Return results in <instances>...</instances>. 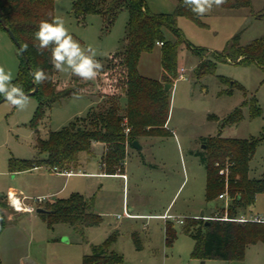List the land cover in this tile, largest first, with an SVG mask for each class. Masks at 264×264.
<instances>
[{
	"label": "rangeland",
	"instance_id": "374dc122",
	"mask_svg": "<svg viewBox=\"0 0 264 264\" xmlns=\"http://www.w3.org/2000/svg\"><path fill=\"white\" fill-rule=\"evenodd\" d=\"M75 1L55 0V16L64 19L66 28L82 47L92 46L96 58L105 66L125 46L129 14L121 11L111 25L97 13L78 19L72 15ZM144 1L154 15L173 14L178 2ZM263 11L264 0H252L248 8L214 7L198 22L178 19L177 27L186 43L178 49V79L170 92L167 129L171 134L141 140L142 151L129 148L126 181L101 175L98 149L96 157L80 155L81 166L72 171L71 177L46 167L20 173L9 171L11 160L44 159L45 155L37 151L38 140L77 125L98 107L101 95L108 89V70L93 81H83L70 70L54 69L61 89L77 88L82 93L44 105L37 128L31 126L40 105L37 96L30 97L23 110L7 102L1 104L0 212L4 222L0 232V264H83L84 256L92 254V247L113 236V250L123 257V264H264V242L248 245L243 261L194 259V241L184 234V225L170 220L176 240L172 247H167L166 223L160 219L172 216L187 220L202 211L213 216L228 209L225 200H205L206 170L197 156L205 150L203 139H256L258 145L249 163V177L263 178L264 70L253 63H236L229 50L236 36L240 46L264 37V19L258 17ZM164 37L171 43L177 40L167 29ZM161 58L162 46L156 45L152 52L141 56L139 74L161 81ZM207 61L213 65L212 71L199 70ZM0 66L11 73L12 82L18 78V50L1 27ZM181 68L184 70L180 71ZM237 110H241L240 116L227 122ZM9 191L17 193L14 196L21 211L13 204ZM73 194L94 200L93 212L101 219L99 225L80 232L65 223L51 225L36 213V209L45 210L48 203L69 199ZM127 206L133 211H128ZM126 212L132 217H127ZM256 215L264 216V194L257 196L253 207L240 212V216L249 218Z\"/></svg>",
	"mask_w": 264,
	"mask_h": 264
},
{
	"label": "trees",
	"instance_id": "16d2710c",
	"mask_svg": "<svg viewBox=\"0 0 264 264\" xmlns=\"http://www.w3.org/2000/svg\"><path fill=\"white\" fill-rule=\"evenodd\" d=\"M252 0H227L219 7L237 10L251 7ZM126 10L129 14L124 48L116 53L104 66L109 79L106 93L101 95L97 108L77 125L52 132L46 140H38L37 151L45 155L44 159L33 161H14L9 163L11 173L31 171L46 167L52 171L72 172L79 169L80 155L86 153L95 156V145H101L100 166L105 175L122 174L134 142L149 138L163 137L171 133L167 129L170 112V92H165V85H173L178 79V49L186 40L177 27L179 18L199 21L189 7L178 0L171 15H154L146 7L144 0H76L72 15L85 18L97 13L107 24L111 25L118 14ZM55 16V0H0V18L15 36L23 49L18 50L20 70L14 84L23 86L25 93L35 89L29 72L41 68L50 74L38 87L34 95L39 98V108L32 119L31 126L37 128L43 118V106L53 104L68 97L78 96L77 88L61 89L55 77L51 63L50 50L43 55L37 53L33 46L35 32L41 20H51ZM264 19V11L258 16ZM0 27L4 30L2 25ZM174 33L175 43L166 41L164 30ZM162 43V78L151 80L139 74L140 58L153 51ZM230 53L236 63L256 64L264 70V37L247 46H240L239 36L229 45ZM230 59V56L227 55ZM208 67V68H207ZM210 61L200 65L199 70L212 71ZM3 97L0 96V100ZM246 103L243 104L245 106ZM259 111V110H258ZM257 111V113H259ZM254 112V111H253ZM237 110L228 118L239 117ZM255 112L254 115L257 114ZM205 150L198 152L206 170L205 200L214 203L220 195L226 194L230 200L227 211L211 216L212 220L187 219L183 232L192 238L194 247L191 257L200 260H217L223 262L243 261L246 247L250 244L264 242V223L238 222L240 212L255 205L257 196L264 194V175L260 180L249 177V163L255 154L256 139L237 140L222 137L203 139ZM94 200H86L82 195L73 194L69 199L48 203L46 213L40 214L53 224L65 223L75 230L83 232L86 228L100 224L101 219L93 212ZM0 217L2 214L0 212ZM227 217L232 221H224ZM3 218V217H2ZM167 247H172L176 233L170 223L164 229ZM115 236L103 244L92 247V254L84 256L83 264H123V257L113 250Z\"/></svg>",
	"mask_w": 264,
	"mask_h": 264
},
{
	"label": "clouds",
	"instance_id": "9594fccd",
	"mask_svg": "<svg viewBox=\"0 0 264 264\" xmlns=\"http://www.w3.org/2000/svg\"><path fill=\"white\" fill-rule=\"evenodd\" d=\"M183 5L199 16L209 13L214 7H221L227 0H182ZM51 20H41L38 30L35 32L34 47L37 53L43 55L45 50H50L51 63L58 72L71 71L72 75L83 81H93L104 70L103 63L96 58V50L92 46L84 48L74 39L65 26L61 16H53ZM23 50L27 51V45H23ZM29 75L32 83L39 86L46 80H51L50 74L41 68H33ZM12 75L0 66V96L18 110L25 109L30 96L25 93L23 86L12 83Z\"/></svg>",
	"mask_w": 264,
	"mask_h": 264
},
{
	"label": "water",
	"instance_id": "95a60500",
	"mask_svg": "<svg viewBox=\"0 0 264 264\" xmlns=\"http://www.w3.org/2000/svg\"><path fill=\"white\" fill-rule=\"evenodd\" d=\"M0 24L2 25V27L4 28V30L9 34V36L11 37L12 41L14 42V44L16 45L17 49H19V51L23 54L24 58H25V61L28 63V58L25 54V52L23 51V49L21 48L20 44L18 43V41L16 40L15 36L13 35V33L10 31V29L5 25V23L3 22V20L0 18ZM172 89V86L171 85H165L164 87V91L165 92H170ZM38 92V87L36 86L35 89L29 93H27L30 97H33L36 93ZM4 102H6L4 100V98H2L0 100V105L3 104ZM135 149H137L138 151H142L143 150V147L139 144V142H134L133 145H132ZM205 148V146H204ZM47 211L44 210V209H36V213L37 214H45ZM200 218L201 219H204V213L202 212L201 215H200ZM3 218L0 217V232H1V229L3 227Z\"/></svg>",
	"mask_w": 264,
	"mask_h": 264
},
{
	"label": "crops",
	"instance_id": "0c3cea01",
	"mask_svg": "<svg viewBox=\"0 0 264 264\" xmlns=\"http://www.w3.org/2000/svg\"><path fill=\"white\" fill-rule=\"evenodd\" d=\"M182 70H184L183 68H181L180 69V71H182ZM181 78H182V76H181ZM172 90V89H171ZM98 149V157H99V160H100V154H101V151H102V146L101 145H95V148H94V151H95V153H96V150ZM203 149H205V148H203ZM203 151V150H202ZM87 157L88 158H93V157H96V155L95 156H89L88 154H87ZM127 160V159H126ZM99 165H100V162H99ZM125 165H126V161H125V164H124V169H123V173L122 174H116V175H113V176H118L120 179H123L124 181H126L127 180V175L125 174ZM80 166H81V159H80ZM36 169V168H35ZM100 170H101V175H105L104 174V172H103V170L101 169V167H100ZM54 172V171H53ZM56 173V172H55ZM57 174H59V173H57ZM59 175H61V174H59ZM73 176V175H72ZM106 176H108V175H106ZM71 177V176H70ZM16 194L17 195V193H15L14 191H9L8 192V194ZM7 194V195H8ZM6 195V196H7ZM218 200H220L219 198H218ZM220 201H223V200H220ZM24 202V201H23ZM225 202V207H226V201H224ZM217 204V203H216ZM127 208H128V211H130V212H132L133 210L132 209H130L129 208V206H127ZM31 211V210H30ZM225 211H227L226 209H225ZM203 213H204V219L205 218H211V216H206L205 215V212L204 211H202ZM201 212V213H202ZM131 215V214H130ZM201 215V214H200ZM200 215L199 216H196L195 218H193V219H200V220H204V219H201L200 218ZM216 215H218V214H215V216ZM214 216V215H213ZM163 217H165V216H163ZM163 217H160V219H162L166 224L167 223H169L170 222V220H168V221H166V220H164L163 219ZM177 218V217H176ZM177 219H180V218H177ZM181 220H183V221H185L184 219H181ZM242 220H249V221H254V220H262V222L264 223V216H261V215H256V216H254V217H246V216H241V219L240 220H237L238 222H241V223H243L242 222ZM177 223V222H176ZM178 224H180V223H178ZM181 225V224H180Z\"/></svg>",
	"mask_w": 264,
	"mask_h": 264
},
{
	"label": "built area",
	"instance_id": "2783aa9c",
	"mask_svg": "<svg viewBox=\"0 0 264 264\" xmlns=\"http://www.w3.org/2000/svg\"><path fill=\"white\" fill-rule=\"evenodd\" d=\"M157 45L162 46L163 44H162V43H158ZM182 71H183V70H182ZM54 172L59 173V174H61V175H65L66 177H70V176L73 175V172H63V173H62V172H59L57 169H54ZM10 197H11V195H10ZM219 199H220V200H225V201H226V208H227L228 205L230 204V200H229V198L227 197L226 194H224V195H220V196H219ZM126 215H127V217H129V218L132 217V216H131L130 214H128L127 212H126ZM163 219L166 220V221H168V220L175 221V222H177V223H180L181 225L184 224V221H183V220H181V219H177V218L172 217V216H165V217H163ZM212 219H213V218H205L204 220H212ZM223 220H224V221H232V220H229L227 217H225ZM242 222L263 223L262 220H254V221L242 220Z\"/></svg>",
	"mask_w": 264,
	"mask_h": 264
},
{
	"label": "bare ground",
	"instance_id": "6f19581e",
	"mask_svg": "<svg viewBox=\"0 0 264 264\" xmlns=\"http://www.w3.org/2000/svg\"><path fill=\"white\" fill-rule=\"evenodd\" d=\"M11 199L13 201V204L17 207L18 210H22V207L20 205V202L18 201V199L14 196V194H11Z\"/></svg>",
	"mask_w": 264,
	"mask_h": 264
}]
</instances>
